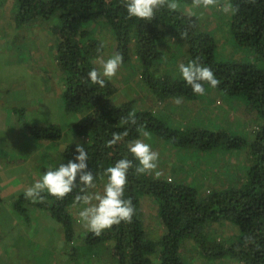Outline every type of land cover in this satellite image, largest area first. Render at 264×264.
<instances>
[{
  "label": "trees",
  "instance_id": "1",
  "mask_svg": "<svg viewBox=\"0 0 264 264\" xmlns=\"http://www.w3.org/2000/svg\"><path fill=\"white\" fill-rule=\"evenodd\" d=\"M171 2L177 4L175 10L169 9L166 2L153 19L142 20L128 18L123 0H16L17 27L58 18L59 39L54 59L64 84L61 95L65 110L78 116L71 132L79 140L66 146L63 159H72L76 146L83 145L89 154L88 170L96 177L95 187L103 189L107 182L104 170L122 158L132 160L123 198L131 199L134 212L130 221L115 224L99 236L90 231L83 236L78 234V220L72 209L82 207L76 203V196L89 194L92 189L82 193V186L77 184L63 199L45 192L44 198L35 203L24 198V189L11 204L27 217L31 207L50 211L62 224L64 242L72 243L73 260L78 258L79 264H189L182 254L186 240L198 243L206 259L228 257L244 264H264V0H214L207 7L202 0ZM187 7L190 9L186 10ZM191 7H200L205 13L206 9H229L225 19L227 30L223 29L231 35L234 57L223 52L221 39L214 33L218 29L209 30L206 20L191 12ZM97 26L106 33L104 41L93 33ZM109 35L113 38L114 55L123 56L121 65L126 68L136 63L141 68L143 89L157 97L162 107L157 104L149 108L131 94L126 101L118 102L122 88L115 78L106 80L103 88L90 84L87 74L100 68L97 60L111 46ZM170 43H176L184 55V64L195 60L210 67L220 81L216 88L205 85L203 97L214 90L222 93L229 103L237 99L245 105L247 113L259 124L252 135L235 133L223 127L221 121L214 122L213 128L191 124L183 127L182 122H170L169 118L188 112L177 107L178 111L163 114L166 108L176 105L177 97L193 108L201 104L202 97L192 92L178 68L175 74L170 69L168 73L159 71L158 65L175 55L174 49L167 46ZM247 51L255 59L244 60L242 54ZM26 133L47 142L60 140L63 129L51 123L27 127ZM113 133L121 139L109 146ZM145 133L151 147L163 142L209 156L242 155L244 162L240 166L245 178L204 194L197 184L187 183L183 178L169 179L161 163L156 171L137 174L134 169L138 161L128 151V144ZM159 149L156 163L166 158V148ZM145 196L154 199L157 205L155 217L164 229H160V235L146 228L142 206ZM225 222L235 225L237 232L218 240L215 232ZM79 253L81 258L77 257Z\"/></svg>",
  "mask_w": 264,
  "mask_h": 264
},
{
  "label": "rangeland",
  "instance_id": "2",
  "mask_svg": "<svg viewBox=\"0 0 264 264\" xmlns=\"http://www.w3.org/2000/svg\"><path fill=\"white\" fill-rule=\"evenodd\" d=\"M16 4V0H0V181L11 179L14 184L10 188L0 183L2 198L0 264H79L78 258L73 260L72 243L64 242L62 224L51 215L50 211L31 207L27 217L20 215L11 204V200L18 193L31 187L41 178L48 165L66 163L67 159H63L66 146L78 140L71 132L72 125L78 121V116L65 110L61 95L64 84L57 61L54 59L59 39L58 18L55 17L50 22L38 20L27 27H17ZM192 11L202 15L209 30L215 28L219 30H215L214 33L221 39L223 52L227 57H234L235 50L231 35L225 31L224 9L220 7L215 10L206 9L205 13L200 7L197 9L191 7ZM93 33L104 41L106 33L101 26L95 27ZM108 37L111 38L108 39L111 46L108 45L106 52L97 60L99 67L102 61L114 55L113 38L110 35ZM167 46L174 49L175 55L158 65V68L161 73H168L170 69L175 74L174 70L183 63L184 55L179 52L176 43ZM242 55L244 60L255 59L250 51ZM218 58L220 59L219 54ZM113 78L122 88L121 94L117 97L118 102L126 101L131 94L149 108H155L157 104L159 107L163 106L161 101H157V97L153 94L148 95L147 90L143 89L145 84L141 78V68L136 63L126 68L121 65ZM202 97L199 100L201 104L194 108L180 103L168 110L166 108L163 114L167 111L174 113L178 111L177 107L179 109L184 107L189 114L188 112L172 114L176 117L169 118L170 122L173 120L182 122L183 127L191 124L192 127L213 128L216 125L214 122L221 121L223 127L235 133L243 131L244 135H252L259 125L252 114L247 113L245 105L237 99L229 103L222 93L214 90L209 91L208 96ZM222 116H224L223 120ZM51 123L62 127L63 136L60 140L41 141L26 133L27 127L35 128ZM139 140L148 144L150 141L147 135ZM159 147L166 148V158L164 161L160 158L156 163L157 167H160L161 163L163 166L161 169L167 173L169 179L183 178L187 183L197 184L201 193L210 194L215 189L225 188L228 184L234 181L241 182L245 178L244 169L240 166V163L244 162L242 155L218 153L209 156L202 151L180 150L163 142H159L156 146L153 144L151 148L159 152ZM153 171L156 169L151 172ZM18 183H22L24 187H20ZM97 192L102 193L103 188L95 187L89 194ZM142 206L147 230L157 235L162 234L161 231L164 229L156 220L157 205L154 199L145 196ZM80 210L79 206L72 209L78 221ZM77 230L78 234L83 236L89 231L79 222ZM236 232L235 225L225 222L220 224L215 233L218 240H221L232 237ZM182 254L189 264H244L228 257L206 259L201 254L199 244L192 240L184 242ZM77 257L81 258V254L79 253Z\"/></svg>",
  "mask_w": 264,
  "mask_h": 264
},
{
  "label": "clouds",
  "instance_id": "3",
  "mask_svg": "<svg viewBox=\"0 0 264 264\" xmlns=\"http://www.w3.org/2000/svg\"><path fill=\"white\" fill-rule=\"evenodd\" d=\"M166 2L169 9L177 8V4L171 0H123L128 18L135 17L142 20L153 19L157 10ZM202 3L207 7L213 4L214 0H202ZM228 10L227 7L224 9L225 12ZM122 62L123 56L119 53L102 61L99 69L93 68L88 72L87 78L90 84L99 85L101 88L105 87L106 80L110 81L116 76ZM178 72L186 84L191 87L192 92L199 96L206 94L205 85L216 88L220 83L210 67L203 66L195 60L189 61L187 64H179ZM175 103H182V99L177 97ZM132 115L134 114H130V116ZM132 123H135L134 119H132ZM145 135L147 134L145 133ZM120 139L119 134L113 133L108 145L111 146ZM128 151L138 161L134 169L137 174H147L156 168V161L159 157L158 153L152 150L150 144L137 139L128 144ZM132 168L133 161L126 157L122 158L104 170L107 182L102 193L76 196V203L82 205L78 222L82 223L90 232L99 236L113 225L131 220L134 212L132 201L130 198L124 199L123 197L128 183V173ZM88 169V151L83 145L78 144L73 158L68 159L66 163L59 162L48 165L41 178L25 190L24 198L35 203L42 200L44 198L42 194L46 192L58 199H63L77 187V184L82 186L80 191L85 193L87 189H93L96 186V177Z\"/></svg>",
  "mask_w": 264,
  "mask_h": 264
},
{
  "label": "crops",
  "instance_id": "4",
  "mask_svg": "<svg viewBox=\"0 0 264 264\" xmlns=\"http://www.w3.org/2000/svg\"><path fill=\"white\" fill-rule=\"evenodd\" d=\"M11 179H9V180H1L0 181V183H2V184H6V185H8V186H6V187H10V188H12V186L14 185V184H12V182L10 181ZM18 184H20V183H18ZM24 187L23 186V184L21 183L20 184V187ZM6 187H4V188H6ZM23 190V189H22Z\"/></svg>",
  "mask_w": 264,
  "mask_h": 264
}]
</instances>
